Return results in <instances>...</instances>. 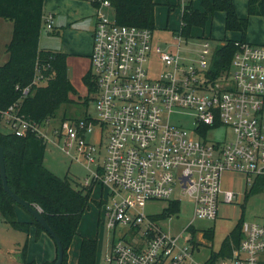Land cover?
<instances>
[{
  "label": "built area",
  "instance_id": "obj_1",
  "mask_svg": "<svg viewBox=\"0 0 264 264\" xmlns=\"http://www.w3.org/2000/svg\"><path fill=\"white\" fill-rule=\"evenodd\" d=\"M86 1L94 8L87 72L97 116L85 110L84 118L38 125L9 107L3 119L16 135L31 131L45 142L51 135L52 142L62 141L91 174L90 184L107 190L102 212L112 240L106 264H206L208 259L200 263L194 257L200 244L192 222L215 220L220 200L235 198L221 191L222 174H245L251 189L261 179L264 193V44L235 41L227 74L211 81L208 42L193 62L179 54V45L173 53L155 44L150 29L110 19L109 0ZM45 26L53 29L52 14L46 15ZM153 53L162 64L155 77L147 69ZM186 115L191 129L172 122ZM94 128L99 129L95 143L88 140ZM220 129L231 139H217ZM182 198L191 203L192 218L176 235L163 231L159 223L178 215ZM153 201L166 202L165 209L177 203L178 210L149 215L145 207ZM240 230L231 256L216 264H264V215L242 220Z\"/></svg>",
  "mask_w": 264,
  "mask_h": 264
},
{
  "label": "trees",
  "instance_id": "obj_2",
  "mask_svg": "<svg viewBox=\"0 0 264 264\" xmlns=\"http://www.w3.org/2000/svg\"><path fill=\"white\" fill-rule=\"evenodd\" d=\"M44 0H0V18L12 22V34L6 46L7 60L0 65V146L3 149L6 179L10 190L30 205L37 208L50 229L58 237L62 248V263L68 262V249L77 233L80 219L90 201L91 186L77 189L67 177H58L43 164L46 142L34 132L27 131L16 135L12 131L4 132L7 126L3 113L13 107V113L25 121L43 125L57 117L62 106L77 100L70 95H77L71 84L67 65V54L53 49L39 47V33L43 21ZM114 18L121 25H135L154 30L153 0H109ZM248 16L264 17V0H246ZM201 9L193 6V1H178L175 7L181 8L178 35L187 40L194 28H205L209 18L215 12L224 14V29L241 35L238 40L225 39L213 50L207 76L212 81L227 74L231 59L236 51L235 41H245L248 21L237 15L234 0H199ZM173 6L168 5V10ZM45 22V20H44ZM53 33V32H52ZM51 33V34H52ZM39 83L34 84L35 78ZM82 81L87 88L82 105L86 107L92 101L95 92L90 72H86ZM28 88L27 93L23 89ZM86 110V109H85ZM85 110L78 118L85 117ZM69 118L65 114L60 117ZM262 180L258 179L251 193L262 190ZM15 203L2 189L0 177V214L14 229L27 232L30 224L35 226L39 236L44 229L30 213L29 221H18L15 215ZM21 207V206H20ZM177 203H170L164 215L176 212ZM241 220L224 237L219 249L211 251L206 264H216L220 259L230 257L242 238ZM193 235L196 230L191 229ZM45 232V231H44ZM204 238L212 242L211 230L204 232ZM55 243V242H54ZM27 245L19 253L21 264H52L56 260L37 263L25 258ZM56 247V245H55ZM97 241L82 237L75 264H96Z\"/></svg>",
  "mask_w": 264,
  "mask_h": 264
},
{
  "label": "rangeland",
  "instance_id": "obj_3",
  "mask_svg": "<svg viewBox=\"0 0 264 264\" xmlns=\"http://www.w3.org/2000/svg\"><path fill=\"white\" fill-rule=\"evenodd\" d=\"M173 1L175 0L171 2ZM181 1L186 2L188 0ZM43 4V21L39 33L40 47L50 48L57 45L58 42H63L66 49L74 50L79 46L90 45L91 39L88 30L91 27V18L84 22L81 35L76 34L72 30L65 29L61 30L59 35H52L51 33L55 28L48 30L44 20L48 11L55 12L54 21L59 27L61 24H64L59 16L62 15L65 18L73 5H81V9L89 7L92 13L94 8L91 2L86 0H44ZM234 5L237 15L246 18L248 21L245 38L251 43L264 44V17L258 15L248 16L246 0H234ZM196 7L201 9L199 0ZM106 14L110 19L114 17L112 9H106ZM154 14L153 42L162 49L173 53L177 51V45H179V54L189 60H193V62L197 58L196 53L200 49V45L205 41L209 44L210 54L207 57L209 60L214 48L223 40L232 39L233 37L241 38L239 33L228 32L224 29V14L222 12H215L207 21L205 28H194L191 37L187 40L177 37L181 23L180 10L178 8L168 11L166 6L159 5L155 8ZM255 39L256 41H254ZM147 69L151 77L157 76L162 70V64L154 53L149 58ZM86 95L87 93L83 92L82 99ZM82 99L62 106L57 112V117L49 122V126H57L63 114L69 118H78L83 114L85 109L88 115L96 117L97 113L94 102L89 101L85 107L80 103ZM172 122H179L188 129L192 128V119L187 115L180 116L179 118L174 116L172 117ZM2 130L9 132L8 127L3 128L2 126ZM98 135L99 129L94 128L88 140L95 143ZM50 137L52 140L54 139L52 135ZM231 137V133L225 129H220L216 136L221 141H227ZM52 140H46L45 143L44 166L58 177H67L71 185L77 189L91 186L88 207L80 219L77 233L68 249V262L69 259L74 262L82 237H89L97 241L96 264H106L104 256L112 240V234L105 227L102 212V200H106L107 190L92 180L90 184L91 174L81 163L73 159L75 154L73 149L67 152V146H64L62 141L54 143ZM105 141L106 139L103 138V142ZM250 186L251 183L247 182L246 176L243 173L225 172L222 174L221 191H231L236 195L230 203H225L222 199L220 200L215 220L195 219L192 222V226L197 229L194 239L200 244L199 251L194 253V257L198 262H205L211 251L216 252L219 249L224 237L235 227L239 220L255 221L264 215V193L262 190L251 193ZM166 205L164 201L148 202L145 212L149 215H157L166 208ZM179 209L178 215H174L170 220L166 219L159 223L163 231L176 235L190 221L192 218L191 203L186 198L181 199ZM15 215L18 221L30 220L29 214L20 206H15ZM22 216L25 217L24 220H21ZM207 229L212 231V242L200 237V234ZM24 244L27 245L25 252L27 261L33 258L41 261L53 260L54 244L44 231L39 236H36L35 226L31 224L27 232L16 230L0 214V264H21V261L17 257H19ZM43 256L44 259H41Z\"/></svg>",
  "mask_w": 264,
  "mask_h": 264
},
{
  "label": "crops",
  "instance_id": "obj_4",
  "mask_svg": "<svg viewBox=\"0 0 264 264\" xmlns=\"http://www.w3.org/2000/svg\"><path fill=\"white\" fill-rule=\"evenodd\" d=\"M153 1L156 3L155 8L159 5L166 6L167 10H168V5H172L173 8H178L180 10V16H181V8L175 7L179 0H175L173 2H171L172 0H153ZM197 1L198 0L193 1V6L195 8H197L196 7ZM81 8H82L81 5H73V7L70 8V10L67 13L65 18H64V16L60 15L59 17L62 19V22H64V24H61L59 27L55 24V21H54L55 12L48 11L47 14H52V16H53V29L54 28L55 29H54V31H52L53 32L52 35H55V34L59 35L61 30H63V29L72 30L76 34L81 35V32H83L82 26H83L84 22H86L87 20H89L91 18V27L88 30L89 35H90V39H91V31L93 30V27H94V11L91 13V9H89V7L88 8L86 7L83 9H81ZM155 8H154V13H155ZM197 9H199V8H197ZM11 34H12V22L0 18V65L3 64L8 58V54L6 52V46H7L8 42L10 41ZM232 39L238 40L239 37H233ZM244 40L251 43L246 38H244ZM254 41H256V39ZM252 44H257V43H252ZM39 47H40V45H39ZM40 48H47V47H40ZM47 49L58 50V51H61L65 54H67L66 65H67L68 77H69L71 84L73 85V87L75 88V90L77 92V95H70V98L73 100H78V99L81 100L82 99V93L83 92L85 94L87 93V88L84 85L82 78L89 69V55H90V51H91V42H90L89 46H79L78 48H76L74 50L66 49L63 42H61V43L58 42L57 45H54V46L47 48ZM5 127H7V126H3V128H5ZM24 219H25V217L22 216L21 220H24ZM52 241H53V239H52ZM53 244H54V248H55L54 249V257H53V259H54L55 255H56V247H55L54 241H53ZM17 259L20 261V257H17ZM33 259L37 263L45 262V260L41 261V260H36L35 258H33ZM41 259H44V256ZM51 260H46V261H51ZM76 260H77V256H76L74 262H72V260L69 259V263L75 264Z\"/></svg>",
  "mask_w": 264,
  "mask_h": 264
},
{
  "label": "water",
  "instance_id": "obj_5",
  "mask_svg": "<svg viewBox=\"0 0 264 264\" xmlns=\"http://www.w3.org/2000/svg\"><path fill=\"white\" fill-rule=\"evenodd\" d=\"M0 177H1V184H2V189L3 191L18 205L23 207L30 215L32 218L39 223V225L44 229V231L53 239L56 245L57 249V256L56 260L52 264H61L62 263V248H61V243L58 239V237L54 234V232L50 229V227L46 224L44 219L42 218L39 210L32 205H30L27 201H24L21 199L19 196H17L15 193H13L7 183L6 179V171H5V164H4V154H3V149L0 146Z\"/></svg>",
  "mask_w": 264,
  "mask_h": 264
}]
</instances>
